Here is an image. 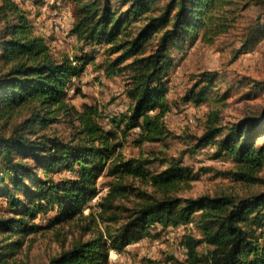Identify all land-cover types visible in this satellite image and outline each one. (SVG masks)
<instances>
[{
	"label": "trees",
	"instance_id": "obj_1",
	"mask_svg": "<svg viewBox=\"0 0 264 264\" xmlns=\"http://www.w3.org/2000/svg\"><path fill=\"white\" fill-rule=\"evenodd\" d=\"M63 1L72 17L69 34L81 50L104 47L100 66L108 76L122 74L129 103L110 118V128L97 105L77 108L69 91L92 57L55 56L23 1L0 0V264H107L111 250L188 225L196 234L181 236L184 258L170 254V264H264V106L226 123L221 115L233 90L246 84L241 99L249 98L264 92V79L234 83L204 70L179 97L209 105L188 152L206 147L212 157L230 160L225 173L242 194L184 195L198 176L181 157L121 150L128 138L139 148H167L173 133L163 119L176 105L168 96L172 53L196 40L212 43L250 4L264 13V0ZM263 34L257 19L244 45ZM57 123L70 127L68 138L51 132ZM102 174L110 179L98 211L83 214ZM49 209L55 216L42 227L35 219ZM74 221L81 233L46 262L19 256L36 233Z\"/></svg>",
	"mask_w": 264,
	"mask_h": 264
},
{
	"label": "rangeland",
	"instance_id": "obj_2",
	"mask_svg": "<svg viewBox=\"0 0 264 264\" xmlns=\"http://www.w3.org/2000/svg\"><path fill=\"white\" fill-rule=\"evenodd\" d=\"M22 5L30 11V18L38 33L46 36L53 54L57 57L68 55L74 57L88 54L92 61L87 64L83 73L78 77L70 89V102L77 108L83 104H95L101 111L100 122L110 128L109 120L113 116L125 112L129 103L124 95L125 80L121 75H106L100 66L104 59L103 46H85L79 48V43L69 34L72 17L67 3L63 0H21ZM259 5L250 4L236 21L231 31L219 36L212 43L196 40L188 44L183 50L172 53L173 61L168 70L167 80L169 97L176 105L164 116V122L173 133L167 138V148L160 144L144 143L140 148L133 145L128 138L121 148L124 155H134L139 152L147 153L150 150H164L166 156L181 157L183 164L189 165L197 173V180L192 182L191 188L184 195L198 196L204 193H214L218 190L242 194V185L231 180L225 173L232 166L227 159L212 157V151L203 147L198 152L190 153L188 148L193 145L195 137L203 130V120L209 105L194 106L179 101L185 89L192 85L198 74L204 70H215L223 74L234 83L241 80L264 79V34L258 35L253 43L244 45L248 27L257 19L264 26V13H260ZM246 44V43H245ZM243 88L233 90L221 109L222 122L235 120L246 112H255L264 106V92L255 91L251 97L241 99L245 91ZM80 90L73 94L74 89ZM223 90V89H222ZM51 132L68 138L70 127L65 123H57L51 127ZM159 168V167H157ZM65 175H68L65 173ZM110 178L104 174L97 178V194L83 208V214H96L97 202L106 192V183ZM55 216V211L49 209L39 214L35 222L44 227ZM84 224V222H82ZM104 224L99 223L103 231ZM196 234L192 226L172 229L160 237L143 236L128 244L121 252L110 251L107 264H170L166 256L173 255L184 258V248L180 238L184 233ZM80 222L70 225L52 227L33 235L30 243L19 254L24 260L31 263L46 262L51 256L60 251L63 242L68 247L80 234ZM87 236V235H86ZM85 238V236H84Z\"/></svg>",
	"mask_w": 264,
	"mask_h": 264
},
{
	"label": "built area",
	"instance_id": "obj_3",
	"mask_svg": "<svg viewBox=\"0 0 264 264\" xmlns=\"http://www.w3.org/2000/svg\"><path fill=\"white\" fill-rule=\"evenodd\" d=\"M109 259V258H108Z\"/></svg>",
	"mask_w": 264,
	"mask_h": 264
}]
</instances>
